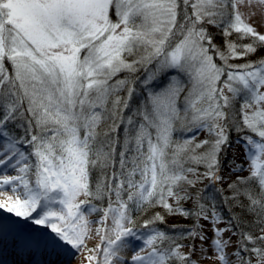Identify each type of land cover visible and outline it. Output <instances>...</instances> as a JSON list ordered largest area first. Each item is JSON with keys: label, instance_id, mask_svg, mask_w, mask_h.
Masks as SVG:
<instances>
[{"label": "snow or ice", "instance_id": "6c2138e0", "mask_svg": "<svg viewBox=\"0 0 264 264\" xmlns=\"http://www.w3.org/2000/svg\"><path fill=\"white\" fill-rule=\"evenodd\" d=\"M182 3L191 14L179 10L181 0H0V194L12 193L11 203L0 202L12 214H0V264H60L65 256L70 264L91 238L88 215L95 213H102L95 223L103 247L88 249L96 255L87 261L120 264L118 254L132 246V264H190L165 232L136 230L133 212L155 205L211 220L216 264H229L223 235L239 218L221 229L215 205L209 213L198 202L189 212L179 203L191 199L184 184L194 187L185 173L195 169H185L186 160L203 165L206 179L220 180L234 100L241 101L244 128L259 139L241 137L249 176L229 188L233 202L261 224L258 237L241 232L234 255L251 246L264 264V248L256 246L264 245V59L228 64L255 53L264 34L240 12L245 0ZM207 26L254 43L238 52L227 42L226 52L217 51ZM185 76L191 88L181 116ZM177 120L207 129L212 139L194 147L191 138L176 143ZM7 169L18 174L6 175ZM105 199V207L93 203ZM157 221L163 222L159 214L143 227ZM202 231L188 234L203 241Z\"/></svg>", "mask_w": 264, "mask_h": 264}, {"label": "rangeland", "instance_id": "374dc122", "mask_svg": "<svg viewBox=\"0 0 264 264\" xmlns=\"http://www.w3.org/2000/svg\"><path fill=\"white\" fill-rule=\"evenodd\" d=\"M179 10L182 12V14L183 13L191 14V8L190 7L185 8L183 6L182 0H181V8ZM239 10L241 13L244 14L245 20L247 22L251 23L252 26L255 27V29L258 33L264 34V6L260 5L258 3V0H252L251 5H249L247 3V0H245V3L240 7ZM252 13H255V15H254V17H252V19H249V16ZM207 27H208V32L212 37V44L216 48L217 51H225L226 52L227 50L225 48V44L227 42H233L234 43V41L229 39V38L239 35V34L233 33L231 36H226L222 31H220L221 34H220V37H218V36H214L212 33H210L211 32L210 26H207ZM214 28L218 29V27H214ZM245 40H251V39H250V37H248V38H245ZM256 49L257 50L255 51V53L247 55L244 59H230L228 61V64L244 65L245 63H248V62H259L260 60L264 59V47L259 48V46H257ZM238 50L239 51L243 50V47H240V49H238ZM214 60L218 64L219 63L222 64V62L215 55H214ZM6 66H8L11 69L10 65H6ZM230 70H238V69H230ZM177 79L180 80L181 78L177 77ZM183 81H184L185 91L181 93L180 97L177 100V107L180 109L181 116H183V114H184L185 95L187 94L188 89L191 88V82L188 80L187 76L183 77ZM224 92L226 95L231 96V94L227 92V89H224ZM233 104H234V107L228 110V115H229L228 131L230 129H235V131H236L235 134L240 133L238 135H242V137L244 134L245 137L253 136L254 139H259L258 137L255 136L254 133H252V132H250L244 128V125L242 123V116H241V101L234 100ZM248 111H251V110L249 109ZM241 129H244V130H241ZM195 131H197L195 129V127L193 125L189 124L187 121L177 120L175 125H174V132L177 133L178 138L182 139V143L185 140H188L189 138H191V146L194 147L195 144L200 143L201 141L212 139V137L210 136L207 129L199 130V131H197L195 137H191L190 132H195ZM227 135H228V132H227ZM228 137H229V135H228ZM206 148H207V145H205L203 148L197 149L196 150L197 154L205 151ZM221 153L219 154V156L221 155ZM224 165H227L226 166L227 167L226 169L228 171L227 173L231 174L229 179L231 177H232V179L235 178L237 176L236 173H239L242 176L249 175V171H250L249 160L245 154V143L244 142H241V140L238 139L236 141V144L228 150V153H227L225 161H224ZM230 171H232V172H230ZM4 174L9 175V176H15L18 174V172L14 171L12 169H7V170H4ZM192 180H194V179L192 178ZM186 186H188V184L185 183L184 187H186ZM183 194L184 193L181 192V195H183ZM11 195H12V193L10 191L3 193V194H0V202L9 203V200L7 199V197L11 196ZM14 198L15 197L13 196V199ZM81 199H84V197H81ZM184 201H186V200H184ZM184 201H180L179 204L183 205ZM95 202L97 203L96 205L99 207H105L107 205V202H105V201H103V202L102 201H95ZM169 203H173L176 205V202L174 200H171V199L169 200ZM205 210L208 211L207 208H205ZM33 215H35V213ZM101 215H102V213H95V214H89L88 215V220L92 222L90 224V228H91L90 236H91V238L87 240L86 248L82 252L77 253L75 255V257L71 259L70 264H97L96 261H91V262L87 261L86 256L96 255V253H94V252L90 253L88 251V249H95L98 245L103 247V245H101L100 236L96 235V229H97V227H99V225L97 223H95L97 220H99ZM217 218H221V217H219L217 215ZM199 220H200L199 224H198L199 228H201V226H202V229H203L202 234L206 237V239L201 241L200 239L196 238L195 242H194L195 247L193 250L189 247H181L179 249V251L182 254L190 255V264H216V257L214 254V245H213V240L216 239V237L214 235L213 223L211 220H205V219H199ZM108 223L110 225L111 221L109 220ZM162 223L165 224L164 221ZM173 226L175 227V225H166L165 229L163 228L164 229L163 232L168 234L167 230H170V228L173 229L174 228ZM181 226H184V225H181ZM226 226H228L227 220H224V219H222V222L217 223L215 225V227H218L221 229L226 228ZM159 228H161V227H156L153 230H157ZM137 231L139 233H143L140 230H137ZM150 231H152V230H149L148 232H144L143 234H148ZM223 239L230 241V246L227 248V252H228L229 256L231 257L229 264H238L240 262V260H239L238 256L234 255V253L238 250V245L240 244L239 238L232 232V229H231L229 231L224 232ZM173 242H174V240H173ZM141 243H142V241H134L133 242L134 245H140ZM136 250H138V249H136ZM133 251H134V248L132 246H130V247L122 249L120 251V253L123 254L124 256H128L131 258L133 255ZM51 259L54 260L55 258L52 257ZM98 259L102 260V257H98ZM9 264H11L10 259H9ZM60 264H69V258L67 256L62 257ZM113 264H116V262L114 261ZM120 264H125V262H122V260H120ZM126 264H132V262L129 261V262H126ZM253 264H259V258L257 260H255Z\"/></svg>", "mask_w": 264, "mask_h": 264}, {"label": "trees", "instance_id": "16d2710c", "mask_svg": "<svg viewBox=\"0 0 264 264\" xmlns=\"http://www.w3.org/2000/svg\"><path fill=\"white\" fill-rule=\"evenodd\" d=\"M210 31H211L210 33H212L214 36L220 37L221 30L219 28L215 29L214 27L210 26ZM229 39L233 40L234 43L239 45L240 47H243V45L246 44L254 43V38L252 37H250L251 40H245V39L242 40L240 39L239 35H237ZM254 46L256 48L257 46H259V48L264 47V45H261L258 42H255ZM240 47L237 48L238 52H239L238 49H240ZM8 71L11 72V69L9 68ZM109 123H111V121H109ZM104 130L107 131L106 128ZM196 133L197 131L190 132L191 137H195ZM235 133H236L235 129H230L228 131L229 146L224 148L221 155L219 156V160H220L219 181L214 182V181H210L209 179H206L203 175L205 171L203 165H196L195 163H192L191 161L188 160L185 161L184 164L185 169L187 168L195 169V173H187V172L185 173L190 180H192V178L194 179L192 180L194 181V187L189 185L184 187L187 190L188 194L190 195L191 199H187L186 201L182 200L184 201V204L183 205L179 204V207L189 212H195L198 206V202H202L205 208H207L209 213H211V205H215V210L217 215L222 219L227 220V224L229 220L239 218L236 219V224L238 225V227L232 228V232L239 238V242L241 243V239H242L241 232L251 233L254 238L258 237L261 234L260 233L261 224H260V220L257 219L253 214H250L249 211L241 209L240 207L237 206L238 202L234 203L232 200L233 193L232 190L229 188V185H233L238 177L246 178L249 176V175L242 176L239 173H236L237 176L235 178L232 179L231 177L229 179L231 174L227 173L228 172L226 169L227 165H224V161L228 153V150L236 144V141L238 139L241 140V142H243V140L241 139L242 135H238L240 133L238 134ZM122 137H123V133H121V140ZM243 137H245L244 134ZM173 139L174 141H176V143H182V139L178 138L176 132H173ZM98 172L99 169L93 172V183L95 182ZM197 177H199L198 180ZM104 201L107 202V199H105ZM11 202L12 201H9V203ZM93 203L97 204L95 201H93ZM244 204L247 205L248 201L244 200ZM173 205L174 207L176 206L175 204ZM0 214L6 216L12 215L4 212L3 209H0ZM156 214H159L160 216L163 217V221L165 224L157 221L156 223L150 225L149 228H144L143 227L144 222L154 217ZM132 215L136 224V230H140L143 233L148 232L149 230H153L156 227H161L157 230L164 231L166 225H175V227L173 226L174 227L173 229L170 228V230H167L169 241L173 242L174 240L173 247L175 246V244H179L182 247H189L192 250L194 249L195 239L191 238L188 233L190 229L193 231L200 229L198 225L200 220H197L196 217L193 216L186 218L185 216L179 214H172L159 205H155L152 207L146 206L143 210L137 209L135 212H133ZM256 246L264 248V245H261L259 243H257ZM161 247H163V245H161ZM250 247L251 246H249L248 249H244L241 252V255L238 256L240 260L238 264H242V260L245 262V264H253L254 261L259 258L255 253L250 251ZM175 264H181V262L176 260Z\"/></svg>", "mask_w": 264, "mask_h": 264}]
</instances>
